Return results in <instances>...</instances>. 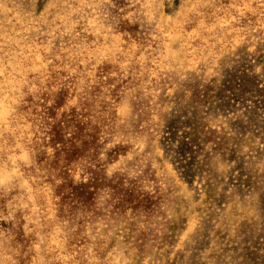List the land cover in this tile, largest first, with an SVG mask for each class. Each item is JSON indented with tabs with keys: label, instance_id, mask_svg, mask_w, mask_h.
I'll return each instance as SVG.
<instances>
[{
	"label": "rangeland",
	"instance_id": "rangeland-1",
	"mask_svg": "<svg viewBox=\"0 0 264 264\" xmlns=\"http://www.w3.org/2000/svg\"><path fill=\"white\" fill-rule=\"evenodd\" d=\"M0 264H264V0H0Z\"/></svg>",
	"mask_w": 264,
	"mask_h": 264
}]
</instances>
